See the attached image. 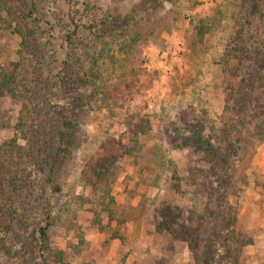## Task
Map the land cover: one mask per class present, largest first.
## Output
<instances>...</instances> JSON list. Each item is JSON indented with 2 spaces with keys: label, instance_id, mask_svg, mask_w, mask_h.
I'll use <instances>...</instances> for the list:
<instances>
[{
  "label": "rangeland",
  "instance_id": "rangeland-1",
  "mask_svg": "<svg viewBox=\"0 0 264 264\" xmlns=\"http://www.w3.org/2000/svg\"><path fill=\"white\" fill-rule=\"evenodd\" d=\"M2 1L0 65L22 75L28 55L13 28L29 23L51 98L47 130L62 128L61 111L74 135L55 189L48 157L31 173L33 201L52 210L51 250L37 241L39 213L20 233L2 225L0 264H62L60 250L66 264H195L182 236L212 211L213 169L190 136L198 122L222 134L227 105L264 76V0ZM21 99L1 98L0 149L26 143ZM254 111L251 120L264 109ZM253 140L227 193L238 237L253 240L238 264H264V140ZM212 234L213 264H226V233Z\"/></svg>",
  "mask_w": 264,
  "mask_h": 264
},
{
  "label": "trees",
  "instance_id": "trees-1",
  "mask_svg": "<svg viewBox=\"0 0 264 264\" xmlns=\"http://www.w3.org/2000/svg\"><path fill=\"white\" fill-rule=\"evenodd\" d=\"M1 2L4 3L0 0V4ZM6 11L10 14L9 10ZM13 30L21 33L23 47L28 56L22 75H20L21 70L8 65L12 63L0 65V102L8 93L13 97L22 98V113L18 124L22 128L26 143L22 147L18 146L15 151L10 146L5 150L0 149V228L4 225L7 229L20 233V226L27 223L34 215L36 218L40 213L42 215L40 220L44 224H39L36 228L37 241L40 248L51 250L48 228L53 224L52 210L48 203L40 204L33 201L31 173L33 168L36 169L48 157L50 162L45 169L46 183L50 189H55L66 153L72 144L74 121L72 117L65 116L59 111L62 128L56 133L47 130L51 98L46 91L44 58L34 48L33 37L36 31L30 30L29 23L15 26ZM258 83L261 91L255 96ZM252 86L254 93L239 91L234 98L236 102L227 105L223 119L225 123L220 128L222 134L216 132L213 135H206L203 125L198 122L194 125L190 136L193 143L206 149L207 161L212 164L213 169L207 182L212 190V195L208 198V202H213L212 211L205 212L198 227L185 231L182 236L189 242L195 264H213L215 261L211 243L214 240L212 233L218 228L226 233L224 241L229 259L226 264H238L237 253L245 244L253 241L244 235V239L238 237L235 227L237 221L235 207L227 199L228 189L233 185V176L237 175L236 167L242 166L239 162L245 161L250 155V147L252 149L254 147L253 136L264 140V111H261V118L251 120L255 108L264 109V76H259ZM51 139L54 145L51 144ZM221 151L226 154L225 159L219 158ZM221 165H225L224 170L220 169ZM201 228L208 229L209 233L205 238L201 236ZM4 238L1 231L0 240ZM52 254L54 259L66 264L61 250Z\"/></svg>",
  "mask_w": 264,
  "mask_h": 264
}]
</instances>
